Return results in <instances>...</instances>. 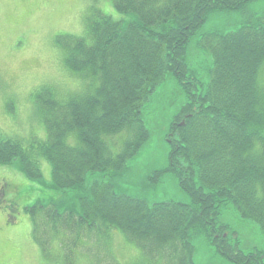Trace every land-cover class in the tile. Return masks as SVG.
<instances>
[{
    "label": "trees",
    "instance_id": "obj_1",
    "mask_svg": "<svg viewBox=\"0 0 264 264\" xmlns=\"http://www.w3.org/2000/svg\"><path fill=\"white\" fill-rule=\"evenodd\" d=\"M111 1L135 20L94 11L88 16L92 45L69 33L57 36L66 68L95 81L93 92L62 99L57 91H45L36 97L48 139L35 151L51 164V183L43 182L32 147L24 151L19 142L0 138V165L68 193V205L50 199L24 208L42 259L49 261L54 249L64 247L71 251L64 259L73 260L69 255L82 237L101 241L115 229L165 253L171 264H195L197 236L231 264H264V251H242L219 220L234 210L264 234V12L250 19L259 0ZM221 18H239L240 25L204 35L199 47L211 55L212 66L203 85L191 69V44L208 22ZM167 77L180 86L184 100L166 135L169 164L157 175H173L189 204H149L117 193L112 181L149 142L143 114ZM120 134L125 138L113 153L107 138L113 143ZM96 173L107 179L89 182Z\"/></svg>",
    "mask_w": 264,
    "mask_h": 264
},
{
    "label": "rangeland",
    "instance_id": "obj_2",
    "mask_svg": "<svg viewBox=\"0 0 264 264\" xmlns=\"http://www.w3.org/2000/svg\"><path fill=\"white\" fill-rule=\"evenodd\" d=\"M77 2L78 0H0V83L11 82L17 87L27 89L35 83L32 79L33 73L41 69H52L58 74L62 84V88L57 91L59 96L66 99L69 95L77 94L74 92L76 77H82L66 68L61 50L58 51L57 48L51 46L37 49L34 39L35 36L42 35L48 41L55 38L57 42V36L65 33L71 34ZM94 11L90 10L89 16H93ZM263 12L264 0H259L251 7L250 19L259 17ZM104 14L111 16L116 21L131 22L135 20L133 15L118 12L111 0L110 7ZM243 17L247 18L246 13ZM238 20L239 18H221L210 21L192 41L190 48L191 69L203 85L209 81V72L212 66L211 55L201 49L204 35L215 29H222L225 32L234 31L240 25L236 24ZM86 80H90L91 83L83 94L92 93L97 85L92 79ZM36 97L37 94L33 100L37 107L36 117L40 123L33 128L34 138L30 147L33 148L31 150L35 153V158L43 174V182L50 184L52 166L44 167L45 159L35 151L43 142L36 137L47 136ZM183 100L184 94L173 78L167 77L166 81L159 85L149 107L143 114L146 126L151 132L150 140L137 156L128 161L126 173L112 179L117 193L143 199L149 204L165 202L189 204L191 202L173 175L167 174L164 177L157 175L169 164V143L166 135ZM8 107L9 110H12L11 103ZM0 115H2V109H0ZM124 138V134H120L114 138L113 143L112 139L107 138V143L113 153L119 151ZM69 144L72 146L76 144V139L73 136ZM8 167L15 176L18 172L16 168ZM19 174L20 178L18 179L0 180V264H86L80 254L77 258L69 255L75 259L66 261L64 256L59 251L57 254L55 250L48 259L49 261L42 259L40 249L30 237L32 220L24 208L34 206L38 201L50 199L59 200L68 205L65 202L69 200L68 193L62 195V193L52 191L35 181H29L21 173ZM106 179L104 173L89 176V182L90 180L102 181ZM11 205H14L12 211L16 210L14 214L16 221L13 223L7 220L11 214ZM219 220L223 225L228 226L229 234L232 233L234 241L239 242L242 251L246 253L255 250L264 251V234L255 222L241 219L234 210L225 211ZM108 230L112 231L110 238L89 241L85 247L86 249L94 248L92 251L89 250V253H84L86 257H89V264H171L165 253L157 250L151 251V248L144 243L131 242L121 231ZM223 237L225 238V235ZM72 245L70 243V246ZM194 247L195 264H231L218 255L214 247L210 246L204 237H195Z\"/></svg>",
    "mask_w": 264,
    "mask_h": 264
},
{
    "label": "clouds",
    "instance_id": "obj_3",
    "mask_svg": "<svg viewBox=\"0 0 264 264\" xmlns=\"http://www.w3.org/2000/svg\"><path fill=\"white\" fill-rule=\"evenodd\" d=\"M110 7V0H78L74 12V25L72 35L77 39H82L86 46L93 44L90 39L88 16L90 10L99 13H107ZM35 46L37 49L44 47H55L60 50L55 38L51 41L46 40L42 35L35 36ZM19 79V77H17ZM35 81L30 88L24 89L17 87L14 83H0V138L5 140H13L20 143V147L24 151H28L33 137V128L40 121L36 117L37 107L33 97L36 94H42L45 91H58L62 88V84L58 74L52 69H41L32 75ZM91 81L76 77V87L74 92L83 94L86 92ZM9 103L12 104V110H9ZM43 142H47L46 135L36 137ZM72 136L69 135L68 142L71 143ZM44 167H51L46 160L43 161ZM20 178L17 172L15 176L7 165L0 167V180H13Z\"/></svg>",
    "mask_w": 264,
    "mask_h": 264
},
{
    "label": "crops",
    "instance_id": "obj_4",
    "mask_svg": "<svg viewBox=\"0 0 264 264\" xmlns=\"http://www.w3.org/2000/svg\"><path fill=\"white\" fill-rule=\"evenodd\" d=\"M30 237H31V235H30ZM32 238V237H31ZM59 251H60V249H59ZM61 252V251H60ZM62 254V253H61ZM42 257V256H41ZM43 258V257H42ZM87 259V258H86Z\"/></svg>",
    "mask_w": 264,
    "mask_h": 264
}]
</instances>
